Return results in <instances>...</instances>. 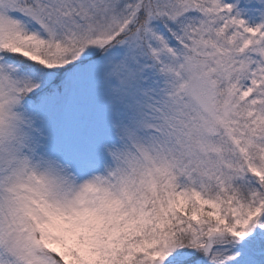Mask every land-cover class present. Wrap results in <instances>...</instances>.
<instances>
[{"label":"snow or ice","instance_id":"6c2138e0","mask_svg":"<svg viewBox=\"0 0 264 264\" xmlns=\"http://www.w3.org/2000/svg\"><path fill=\"white\" fill-rule=\"evenodd\" d=\"M0 264H264V0H0Z\"/></svg>","mask_w":264,"mask_h":264}]
</instances>
